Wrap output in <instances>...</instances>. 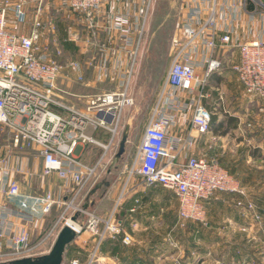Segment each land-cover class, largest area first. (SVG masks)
I'll return each mask as SVG.
<instances>
[{
    "label": "built area",
    "instance_id": "2783aa9c",
    "mask_svg": "<svg viewBox=\"0 0 264 264\" xmlns=\"http://www.w3.org/2000/svg\"><path fill=\"white\" fill-rule=\"evenodd\" d=\"M109 1L63 0V6L92 18ZM25 10L21 0L0 2V127L11 131L15 149L39 148L44 158L43 176L56 175L66 185L70 180L74 182L76 188L67 208L76 209L74 203L98 177L102 161L119 135L123 112L135 105L130 94V80L132 60L138 52L136 34L140 16L117 14L111 17L107 33L110 37L116 34L121 38L119 52L128 55V65L121 56L113 61L105 54L97 71L99 75L115 72L119 76V89L94 97L85 110H78L63 102L59 94L64 92L59 89L58 81L66 68L79 71L80 65L63 66L51 59L42 47L45 37L43 7L36 8L32 22H28ZM10 15L14 18L11 27ZM245 18L250 24L260 22L264 26V0L185 1L178 32L171 42L172 65L134 159L129 180L140 177L147 187L171 191L179 204V228H187L190 224L208 227L205 204L218 193L246 197L239 183L216 161L195 154L183 159L196 139L210 133L212 113L202 100L208 97L204 90L209 76L223 67L218 55L237 50L239 60L233 64L232 71L246 95L264 101V38L240 42L234 37L236 25ZM29 24L30 32L25 33L23 27ZM55 30L51 27L52 32ZM255 32L260 31L256 29ZM200 69L204 70V77L199 76ZM183 118L190 126L186 137L171 135L172 129L180 128ZM90 126L110 132V145L104 146L89 136ZM89 144L105 150L94 166H87L77 156L78 148ZM19 172L20 169L8 166L7 159H0V196L10 203L17 200L16 209L0 217L1 262L36 256L57 228V225L51 228L32 244L30 227L36 228L60 203V197L52 192L22 195L20 185L13 178ZM139 203L135 201L131 214L136 213ZM237 207L254 212V218L260 219L253 202L246 205L239 201ZM77 210L86 213L85 209L78 207ZM10 218L23 224L15 226L8 222ZM90 219L87 230L98 239L97 246L84 262L75 258L69 264H104L99 249L108 239H121L125 246L133 243L116 211L105 219L94 215H90ZM78 230L83 231L82 227Z\"/></svg>",
    "mask_w": 264,
    "mask_h": 264
},
{
    "label": "crops",
    "instance_id": "0c3cea01",
    "mask_svg": "<svg viewBox=\"0 0 264 264\" xmlns=\"http://www.w3.org/2000/svg\"><path fill=\"white\" fill-rule=\"evenodd\" d=\"M27 3L26 10L33 9V13L27 15L28 22H32L35 12L34 7H37V5L36 2H32L31 0H28ZM145 6L146 0H110L99 13L94 14L91 18L85 13L72 12L68 7L65 8L59 4V6L57 5L59 7L57 12L64 16V22H71L68 31L69 36H66V34L61 37L58 36L59 41L76 43L75 45L68 44L66 48L69 49L70 46L77 47L79 57H82L84 60L95 59L98 56L104 58L106 54L107 58L113 61L121 56L125 65H128V55L119 52V47L122 45L121 38L116 34L110 37L107 33V27L112 22L111 17L117 14L140 16ZM45 10H50V4L45 7ZM44 22L51 21L46 16ZM73 22H76L74 25L77 29L72 27ZM9 23V27L14 23L12 15L9 17ZM30 26L29 24V26L23 27V31L29 33ZM51 27L55 26L44 23L43 32L45 36L49 34L54 40L57 38V28L55 27V32H52ZM91 28L93 29L91 30ZM256 29H259L260 32H255ZM234 32V37H237L240 42H246L258 37L264 38V26L260 22L250 24L246 18L244 22L236 25ZM65 36L66 38H64ZM94 46L96 50L99 49V52L92 51ZM58 52L61 51L59 50ZM62 56L64 57V52H61V55L57 53L55 56L52 55L50 57L58 59L62 58ZM217 58L221 60L223 67L209 76L207 81L208 87L213 91L227 88L230 93L235 91L234 93H237V96L233 94L230 96V99L225 100V117L220 114H218L219 116L215 115L217 118L216 124L219 125L214 127L208 135L196 139L194 146L183 156V159H187L188 156L195 154L216 161L220 166L232 173L236 172L239 185L247 193V200L253 201L264 212V188L262 191L253 189L258 187L257 180L249 178L248 174L241 178V174L245 175L249 171H254L251 162H264V131L261 129L255 133H243V129L246 130L245 121L249 118V112L253 111L256 115V113L263 111L264 101L246 95L237 76L232 71L233 64L239 60L237 50L232 49L227 53L218 55ZM79 65L81 67L79 71L66 68L63 72L58 81V87L64 94H59V96H61L67 106L78 110H85L89 102L97 96L94 92L95 83L100 80L95 77V81L89 83L86 78V65L81 63ZM97 69V67H94V70ZM198 74L201 77L205 76L203 69H200ZM164 83H162V88ZM237 88H239V91ZM214 95L213 93L207 94V98L211 99ZM222 101V99L217 100L219 105ZM211 107L207 108L211 113L212 111L218 112L216 108L213 109ZM185 119H182L180 128L171 130V135L186 137L190 126L189 121ZM257 120L259 121V119ZM239 123L240 125H238ZM90 127L92 131L87 133L89 136H92L104 146L110 145L112 140L110 132L94 128V126ZM3 129L0 127V131H3ZM240 129L241 138L239 139H241V144H239L242 151L239 154V158H235L236 154L230 152L229 145L231 144L230 140L237 135V132H240ZM116 139L110 149L113 148ZM10 144L8 151H12L13 153L10 155L7 152L10 155L7 162L11 169H20V172L15 173L13 178L20 185L22 195L36 196L52 192L56 197L65 196L64 199H67L68 195L73 194L76 186L72 180L66 185L56 175L43 176L44 158L39 148L33 147L34 151L31 152V148L15 149L12 141ZM102 149L103 147L98 145H85L78 148L77 156L87 166H94L101 158ZM31 155L35 159L33 166L29 164ZM243 171L244 173L240 174ZM111 172L109 173L111 174ZM241 179H244L242 180L244 184L241 183ZM105 186L108 187V185ZM95 187L86 198L85 209H89V207L98 208L103 200L102 197L98 198L100 193L105 194L102 192V184H96ZM116 195L117 193L112 196V200L115 199ZM240 198L241 196L236 194L218 193L206 202L209 225L206 228L199 226L202 231L198 227H193L194 233L192 237L194 238L193 242L195 241V248L193 250L190 249L182 263V259L178 258L175 250H172L173 253L170 252L172 244H170L169 239L167 241L165 238L166 233H170V229H172V233L175 231L178 222L179 204L176 196L171 191L162 187H147L140 177L127 180L124 195L121 198L122 203L119 202L120 204H117L116 213L118 219L124 223L127 233L133 238V243L130 246H125L121 239L105 240L100 246L99 257L104 264H261L264 249V228L260 226L256 227L251 222L248 216L250 213H241V210L236 206ZM136 200H139L140 203L136 213L131 214L130 210L135 206ZM10 201L12 202V200ZM16 205L17 200L10 203L0 196V217L3 213L16 209ZM56 211L53 210L49 215L40 220L36 228L30 227L32 230V244H36L59 220ZM8 222L15 226L23 224L16 218H10ZM71 223L73 224L74 222L69 220V224ZM74 225L77 228L78 225L76 223ZM1 226L3 227V225ZM177 229L180 231V228ZM242 229H246L247 231L241 232ZM166 230L169 231L167 232ZM155 232L162 233V239L152 242L151 235ZM82 235L78 236L66 252V256H69L70 260L81 258L84 262L97 246L98 239L96 237L88 232L87 237ZM201 241L203 242L202 246L198 244ZM170 255L175 259L173 262H169L168 260Z\"/></svg>",
    "mask_w": 264,
    "mask_h": 264
},
{
    "label": "rangeland",
    "instance_id": "374dc122",
    "mask_svg": "<svg viewBox=\"0 0 264 264\" xmlns=\"http://www.w3.org/2000/svg\"><path fill=\"white\" fill-rule=\"evenodd\" d=\"M21 1L25 3V9H27L28 0H21ZM31 1L36 2L37 7L39 5L43 7L45 11V14L43 15V20L47 16V19L51 21V22H45V24L47 25L52 24L57 28L56 31L57 38L53 40V37L51 38L50 35L48 34L47 36H45V38L47 39L44 38L45 40L43 39L44 41L42 42V47L44 50H47L49 52V57L52 55L55 56L60 50L62 53L64 52V57L62 56V58L53 59V60L59 62L61 65L68 66L71 63H78V64L81 63L83 65H86L87 81L89 83L93 82L95 81V77L96 79L100 80L99 82L95 83L96 85L94 92L95 94H97V96H100L101 94L107 92L117 91L119 89L117 84L119 80V76L115 72H108L105 74L102 73L101 75H99L98 71L94 70V67L95 68L98 67L100 62L102 61L101 56H98L95 59L93 58V59L84 60L82 59V57H79L77 47L74 48L73 46H70L69 49L66 48L68 44L75 45L76 43L73 42L67 43L64 42L63 40L59 41L58 36L61 37L64 34H66V36H69L68 35L69 25H71V22H64L65 20L64 16L61 13L57 12V10L59 9L57 5L59 6L60 4L61 6H63V0H31ZM185 1L186 0H146V6L142 10V15H140V22H138V32L136 34L138 40L137 42L138 52L136 57L132 60L134 62H132L133 73L130 80L131 82L130 93L136 100L135 105L125 109V111L123 112L119 135L117 136L113 148L109 150V153L107 154L105 159H103L102 167L99 170L98 177L92 182V184L82 195V197L76 200V203H74V207L76 209L67 208V205L71 203L73 194H70L68 196L66 195L67 199H64L65 196H60L59 198L60 203L56 205L55 208L53 209V210H57L56 213L59 217V220L52 226V228H54L57 225L54 234L44 243L43 247L39 251H37L36 256L29 258H36L49 253L60 230L66 224H68V221L69 220L71 221L72 218H76L75 223L79 227H82L83 229L79 237L82 234H83L82 236L87 237L88 236L87 232L89 233L87 227L91 221L90 215H94L102 219L108 218L114 211H116L117 204H120L119 202L122 203L121 198L124 195L125 183L127 180H129L130 172L134 163L136 153L142 142L145 130L149 124L153 112L158 105L160 95L162 92V83H164V81L166 80V77L172 65L173 59L171 56V42L174 35L177 33ZM48 4H50L49 11L45 10V7ZM37 7H34V11ZM25 12L28 15L29 13H33V9L31 8L29 10H25ZM74 23L76 24V22H73L72 27H75V29H77ZM92 29L93 28H91V30ZM66 36L64 38H66ZM92 51L99 52V49L96 50V47L94 46L92 48ZM237 90L239 91V88H237ZM204 91L205 94L213 93L215 95L212 96L211 99L210 98L203 99L202 104L206 108H210L211 106H212L211 108L213 109L216 108L218 112L216 113V111H212L214 115L219 116L218 114H220L223 115V117H225V113H224V109H226L225 102L228 99H230V96H232L233 94L236 95L237 93L235 94L234 93L235 91L233 93H230L227 88L221 89L219 91L217 90L213 91L210 87H208V85H206ZM219 99L223 100L220 105L218 103L219 101L217 102V100ZM256 118L259 119V121ZM245 122H246L245 123L246 130L243 129V133L246 132L249 134L250 132L255 133L261 129L264 131V109L260 113H256V115L255 113H253V111H250L249 118H247ZM129 123H131V129L129 133V140L126 145V151L124 155L117 160L116 156L119 151L122 135L125 131L126 126ZM238 125H240V123ZM91 131L92 128L90 127L87 133ZM239 138H241V129L240 132H237V135H235V137L230 140L231 144L229 145V150L232 154H236L235 158H239V154H241L242 151L240 145L241 139ZM11 141H12L11 131L5 128L3 129V131L1 130L0 159L4 158L8 160L11 153H13L12 151L10 152L8 151V148L11 145L10 144ZM24 149H30L31 152L34 151L33 147H24ZM7 152L10 153V155H8ZM104 154H105V150L102 149L100 160L102 159ZM34 160L35 159L31 155L30 163H29L30 166H33L35 164ZM251 163L253 164L254 171L248 170L249 172L246 173L245 175L241 174L244 173V171L240 172L241 178L247 176V174L248 176H250L249 178L251 179L255 178L257 180L256 182L258 184V187L253 189L262 191L264 188V162L256 161L255 163L254 162ZM110 171H112L111 174L109 173ZM226 171L238 182L236 177L237 174L236 172L232 173L228 170ZM242 180L244 179H241V183L244 184ZM96 184H102V192L105 194L100 193L98 198L102 197L103 200L99 204L98 208L89 207V209L88 208L85 209L84 204L87 203L86 198L88 194L96 188L95 187ZM105 185H108V187ZM240 188L241 190L244 191V188L242 186H240ZM116 193L117 195L115 199L112 200V196L115 195ZM244 193L247 195L246 192ZM239 201L245 202L246 205L249 203L247 197L240 198ZM239 201H237V203ZM78 207L81 209H85L86 213H79L77 210ZM256 208L257 211H259V213L256 212L258 213L256 215H258L260 219L254 218L255 213L248 212L243 207H241V213L243 212L250 213V215L248 216L251 222L255 224L256 227L260 226L261 228H264V212L257 205ZM57 223H59V225ZM177 226L178 224H176V229L175 231H173V233H172V229H170L171 234L168 232L169 230H166L168 233H166L165 238L167 239V241L170 240V244H172L171 246L169 245L171 247L170 252L173 253L172 250H175L176 255L178 256V258L182 259L181 262L183 263L190 249L193 250L195 248V241L193 242L194 238L192 237L193 236L192 234L194 233L193 227L194 228L198 227L199 230H201L202 227L200 226L201 228H199V226L190 224L187 226V228H180V231H178L177 228L179 227ZM241 232H243V229L241 230ZM161 234L162 233L160 232L159 233L155 232L154 234H152L151 235L152 242H157L159 239H162ZM202 243L203 242L201 241V243L198 244H201L202 246ZM70 259L71 258L69 256L65 255L63 264H69L71 261ZM168 260L169 262H173V260L175 259L172 258L170 255V257H168ZM1 263H5V262H1L0 260V264ZM261 264H264V249L261 257Z\"/></svg>",
    "mask_w": 264,
    "mask_h": 264
},
{
    "label": "water",
    "instance_id": "95a60500",
    "mask_svg": "<svg viewBox=\"0 0 264 264\" xmlns=\"http://www.w3.org/2000/svg\"><path fill=\"white\" fill-rule=\"evenodd\" d=\"M130 129L131 123L126 126L125 131L122 135L119 151L116 156L117 160L121 158L126 151ZM71 221L75 223L76 218H72ZM80 233L81 232L78 230V228H75L70 224H66L60 230L49 253L36 258H23L1 264H63L68 248L76 241Z\"/></svg>",
    "mask_w": 264,
    "mask_h": 264
},
{
    "label": "trees",
    "instance_id": "16d2710c",
    "mask_svg": "<svg viewBox=\"0 0 264 264\" xmlns=\"http://www.w3.org/2000/svg\"><path fill=\"white\" fill-rule=\"evenodd\" d=\"M216 121H217V118H216V116L215 115H213V113H212V120H211V130L212 129H214V127H217L218 125L216 124ZM211 130H210V132H211Z\"/></svg>",
    "mask_w": 264,
    "mask_h": 264
},
{
    "label": "bare ground",
    "instance_id": "6f19581e",
    "mask_svg": "<svg viewBox=\"0 0 264 264\" xmlns=\"http://www.w3.org/2000/svg\"><path fill=\"white\" fill-rule=\"evenodd\" d=\"M68 224H69V221H68ZM70 225H72V226H74V227L76 226V225H74V223H73V224L71 223ZM75 228H76V227H75ZM77 228H79V226H77Z\"/></svg>",
    "mask_w": 264,
    "mask_h": 264
}]
</instances>
